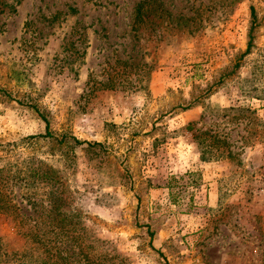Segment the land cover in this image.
<instances>
[{
	"label": "rangeland",
	"instance_id": "obj_1",
	"mask_svg": "<svg viewBox=\"0 0 264 264\" xmlns=\"http://www.w3.org/2000/svg\"><path fill=\"white\" fill-rule=\"evenodd\" d=\"M58 261L264 264V0H0V264Z\"/></svg>",
	"mask_w": 264,
	"mask_h": 264
},
{
	"label": "trees",
	"instance_id": "obj_2",
	"mask_svg": "<svg viewBox=\"0 0 264 264\" xmlns=\"http://www.w3.org/2000/svg\"><path fill=\"white\" fill-rule=\"evenodd\" d=\"M149 4V1L148 2H141L137 5V8L135 10V14H136V17H135V24L136 25H142L144 24L145 20L147 19L148 20V16H149V7H147ZM251 51V44L249 43V47H248V50L246 51V54L250 53ZM45 119V122L47 124V133L44 135V134H41V135H37V136H34V137H30L28 139H32V140H35V139H44V140H50V141H53V142H58L59 139L55 136L52 135V133L50 132V126H49V123L47 122L46 118ZM72 141L74 142V144L76 146H82V145H85L87 144L88 145V148L90 149H95L97 147H102L100 146V144H88L86 142H82L80 140H77L75 138H72ZM45 261V260H44ZM55 264H59V261L56 262Z\"/></svg>",
	"mask_w": 264,
	"mask_h": 264
}]
</instances>
